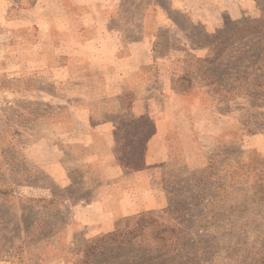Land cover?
I'll list each match as a JSON object with an SVG mask.
<instances>
[{"label": "rangeland", "instance_id": "obj_1", "mask_svg": "<svg viewBox=\"0 0 264 264\" xmlns=\"http://www.w3.org/2000/svg\"><path fill=\"white\" fill-rule=\"evenodd\" d=\"M263 19L264 0H0V264H76L139 213L166 239L95 264H264V101L207 77Z\"/></svg>", "mask_w": 264, "mask_h": 264}, {"label": "trees", "instance_id": "obj_2", "mask_svg": "<svg viewBox=\"0 0 264 264\" xmlns=\"http://www.w3.org/2000/svg\"><path fill=\"white\" fill-rule=\"evenodd\" d=\"M242 29H250L251 33L257 32L256 28H238L240 32ZM261 29L264 36V19L261 22ZM238 30L236 29L233 31V36H236ZM247 36L248 35L238 38L239 41L237 42L241 44L243 39H245V41L247 40L244 44L246 55L242 56L240 61L239 58L235 61H228L225 64L224 72L215 75L214 78L212 74H208L207 77H209V84L213 85V90L226 89L227 93H224L226 94L224 97L228 99H235L238 97L239 89L237 87L244 88V95H246L245 97L252 111L253 109H258L257 102L264 101V40L256 41L254 35H251L250 38H247ZM228 40L229 39L226 37L221 40L219 44L216 42L215 46L222 52L223 45L227 44ZM232 41L235 42V40ZM238 51L236 54H239ZM217 57L218 54L213 58H204L202 61L208 63L215 62ZM242 73H245L246 76H243ZM228 81L231 86L235 87L234 90L233 88H228ZM261 104H263V102ZM249 116L250 115H247L248 120ZM247 124L249 126L253 123L247 121ZM262 125L264 124L261 123L260 128ZM245 132L250 133V130L246 129ZM256 191L259 192L260 190L256 189ZM146 230H148L153 239L158 241L166 239L165 232L169 231V227L159 223L150 213H139L135 216L126 218L125 227H120V225L117 224L112 231L99 235L85 244L82 249V257L77 260L78 263L76 264H95L94 258L103 254L109 246L120 248L134 245L137 238L145 233Z\"/></svg>", "mask_w": 264, "mask_h": 264}, {"label": "crops", "instance_id": "obj_3", "mask_svg": "<svg viewBox=\"0 0 264 264\" xmlns=\"http://www.w3.org/2000/svg\"><path fill=\"white\" fill-rule=\"evenodd\" d=\"M135 109V108H134ZM148 158V157H147ZM147 163H148V160H147Z\"/></svg>", "mask_w": 264, "mask_h": 264}]
</instances>
